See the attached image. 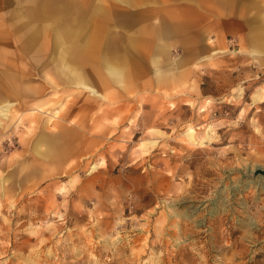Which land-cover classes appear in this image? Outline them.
Instances as JSON below:
<instances>
[{"label":"rangeland","instance_id":"rangeland-1","mask_svg":"<svg viewBox=\"0 0 264 264\" xmlns=\"http://www.w3.org/2000/svg\"><path fill=\"white\" fill-rule=\"evenodd\" d=\"M160 2L0 0V264H264V19Z\"/></svg>","mask_w":264,"mask_h":264},{"label":"bare ground","instance_id":"bare-ground-1","mask_svg":"<svg viewBox=\"0 0 264 264\" xmlns=\"http://www.w3.org/2000/svg\"><path fill=\"white\" fill-rule=\"evenodd\" d=\"M6 34V33H5ZM58 35V34H57ZM57 40H55L54 44H56ZM43 44H47L46 42H44L43 40H39V37H34L33 39H31L29 41V47H32L34 48V50H39L43 47ZM68 52V51H67ZM61 53V52H60ZM2 55V53H1ZM0 55V56H1ZM61 57V56H60ZM59 57V58H60ZM86 57V56H85ZM53 59V58H52ZM63 61V60H62ZM59 63V62H58ZM66 63V62H65ZM111 66V65H110ZM108 67V66H107ZM107 69V68H106ZM65 70L68 71L69 73V77L72 78V80L77 84L78 87H80L81 89H84V90H87L89 91L90 93H93L95 95L99 94L95 89H92L91 86L87 85V83L85 82L84 78H80V75L77 71H75V69H73L72 67L70 66H66L65 67ZM119 70V69H118ZM117 70V71H118ZM120 72V71H119ZM110 72H108L107 74H109ZM113 74L116 75V71H113L112 72ZM112 74V75H113ZM118 74V73H117ZM111 76V75H110ZM122 79V78H121ZM3 105L0 104V116H7V113L5 111H9L7 108L6 109H3ZM69 110V109H68ZM66 113V112H65ZM64 113V114H65ZM66 115V114H65ZM47 126V125H46ZM209 128L208 129H211L210 126H208ZM54 128V127H53ZM52 129V128H51ZM51 133V136L55 139V143L57 142H60L61 145H59L58 147H55L54 148V151H53V154H54V157H57V158H60V161L63 162L65 161L67 158L70 157L71 154H73L74 152V146L72 144V140H74L76 134L74 132V129L71 128V127H68V128H62L58 131H55V130H51L50 131ZM206 137L209 136L208 132H206ZM31 134V133H30ZM194 131L193 130H190L188 132V136H189V139L190 140H193V137H194ZM40 138H44L43 135L42 136H38V139ZM195 138V137H194ZM24 139V138H23ZM37 143V142H36ZM200 144V143H199ZM36 153L38 154V156H40V151H36Z\"/></svg>","mask_w":264,"mask_h":264},{"label":"crops","instance_id":"crops-1","mask_svg":"<svg viewBox=\"0 0 264 264\" xmlns=\"http://www.w3.org/2000/svg\"><path fill=\"white\" fill-rule=\"evenodd\" d=\"M162 2L159 3V5H162L165 0H161ZM218 0H213V4ZM249 5L254 8L257 11V14L260 15L261 19H264V0H247ZM170 16H173V18H170ZM161 18L159 19V24L158 26L152 27V32L150 33V37L152 40H155V44L157 48H167V43L166 40L169 37V32L172 31L173 29H177L181 27L182 24L178 23V20L176 19L177 15L176 14H164L160 16ZM249 24H252V20L249 17ZM261 22V21H260ZM252 28L250 27V30ZM157 58V62L159 63V59ZM156 61L153 60L152 63H155ZM158 70L159 73L156 75L158 76V79L163 81L166 80L167 76L162 73L161 69H156Z\"/></svg>","mask_w":264,"mask_h":264},{"label":"water","instance_id":"water-1","mask_svg":"<svg viewBox=\"0 0 264 264\" xmlns=\"http://www.w3.org/2000/svg\"><path fill=\"white\" fill-rule=\"evenodd\" d=\"M255 172H256L257 174H259V175L264 176V169H262V168H257V169L255 170Z\"/></svg>","mask_w":264,"mask_h":264}]
</instances>
